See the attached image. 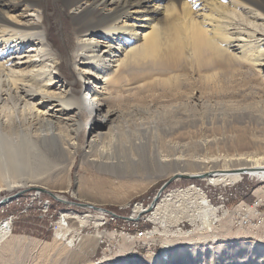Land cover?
<instances>
[{"label": "bare ground", "instance_id": "bare-ground-1", "mask_svg": "<svg viewBox=\"0 0 264 264\" xmlns=\"http://www.w3.org/2000/svg\"><path fill=\"white\" fill-rule=\"evenodd\" d=\"M257 76H264V0H0V192L48 193L52 162L67 160L69 172L78 156L109 174L138 175L143 188L169 174L212 184L245 173L264 178V138L216 132L239 120L223 111L225 98L254 93ZM240 77L245 84H232ZM151 156L158 166L146 170ZM180 199L196 205L170 217L210 225L216 208L196 185L152 205L150 218L166 224L163 205ZM145 211L137 204L133 216ZM63 217L78 230L92 216ZM11 235L10 223H1L0 264L11 261ZM240 247L251 255L236 264H264L263 243ZM192 252L167 244L134 264H191Z\"/></svg>", "mask_w": 264, "mask_h": 264}, {"label": "rangeland", "instance_id": "rangeland-1", "mask_svg": "<svg viewBox=\"0 0 264 264\" xmlns=\"http://www.w3.org/2000/svg\"><path fill=\"white\" fill-rule=\"evenodd\" d=\"M55 18H57L56 21L60 19L57 15ZM63 20L67 22L66 18ZM53 36L55 40L61 41V35L56 29H54ZM71 42L72 39L67 35V49L61 43L65 53L69 51ZM240 80L241 77L236 79L235 83L225 80L224 82L236 85L245 84ZM250 84L256 86L254 93L249 90L247 95L234 92L233 96L229 95L225 98L222 105L225 108L222 107L223 111L227 112L229 117L234 116L239 120L234 123L231 119L228 124H221L216 130L218 137L225 139L235 135V131H242L252 139L264 138V76L251 77ZM257 84H259L258 87ZM93 85H89L90 91ZM211 101L213 104L218 102L216 99ZM9 105L14 107L13 102ZM156 150H159V147ZM64 161L66 163L67 160H55L52 162L53 165H50L52 176L46 180L47 183L44 186L50 187L51 193L64 196L66 198L64 200L93 204L129 218L134 215L137 204H142L149 211L143 212L146 214L139 220V226L147 228L149 235L153 230L151 232L153 235L144 239L133 237L137 232L136 228L122 218L100 226V213L95 209L64 203L55 199L50 193L39 191V187L23 189L24 192H19L22 188L13 191L4 189L0 192V198L19 192L12 201L9 199L0 206V224L6 221L10 223L12 232L10 239L15 242L9 264H116L120 262L134 264L147 261L160 254L163 245L167 244L191 248L193 251L189 257L191 264H236L237 259L244 260L251 255L247 249L240 246H249L252 243L264 244V178L257 175L245 173L238 181L227 184L225 182L212 184L206 179L184 176L162 188L165 182L173 177L169 174L144 189L138 184L141 178L138 175L129 174L128 176L126 174L124 176L113 172L109 174L103 167L84 165L85 161L81 156L76 158L68 172ZM142 166L150 170L158 166V163L151 156L147 158V164ZM147 166H149L148 169ZM89 179L93 183L102 182L104 179L107 182L104 180L98 183L99 186H95ZM193 185L204 189L207 200L216 208L208 223L210 225L206 226L200 219L192 220V216L186 217L185 213H179V218L170 217L177 214V211L180 212L179 209L183 206L196 205V203L190 205L191 203H187L188 200L181 199L179 202L174 200L168 203L166 201L163 205L165 208L161 214L167 218L166 224H161L160 219L150 218L154 211L150 209L152 205L157 206L164 198H171L177 190ZM178 203L181 204L180 207ZM253 205L255 210L249 216L253 219V225L248 226L249 223L243 222L244 216L245 212L252 211L249 209ZM44 209L47 213L56 211L54 220L58 219V215L64 211L89 213L92 217L88 224L78 230H74L76 227L71 229L76 222L70 227L71 221L68 217L66 227L62 225V233L57 234L59 229L57 231L53 229L51 223L53 219L44 212ZM245 209L247 211H244ZM115 229L117 234L114 233ZM156 230L157 232H154ZM120 231H126L130 236ZM99 237L100 239L102 237L105 242L100 243ZM85 241H90L92 247L95 246L93 252H88L89 249L83 248Z\"/></svg>", "mask_w": 264, "mask_h": 264}, {"label": "built area", "instance_id": "built-area-1", "mask_svg": "<svg viewBox=\"0 0 264 264\" xmlns=\"http://www.w3.org/2000/svg\"><path fill=\"white\" fill-rule=\"evenodd\" d=\"M49 201V200H47ZM51 203V202H50ZM257 205L259 206V203H257ZM257 206V208H258ZM254 205L250 207L249 210H252V211H247V209H245L244 211H247L245 212L246 215L244 216V223H249L248 226H251L253 225V219H250L249 216H251V213L253 212L254 209ZM94 209V208H92ZM96 211H98L100 213V219H101V222H100V226H103V225H106V223H108L109 221H116L117 219H124L126 222H128L129 224L133 225L137 232L135 233V235L133 237L135 238H138V239H144V238H150L153 234L151 232H153V230L150 232V235H149V230L147 228H144V227H140V222L139 220L141 218H144V215L146 213H142L140 216L138 217H134L133 215L129 218V217H123V216H120L118 215L117 213H114V212H111V211H106V210H100V209H95ZM44 212L50 216L51 219L54 218L55 216V213L56 211H54V213H47L46 210L44 209ZM256 212H258V210H256ZM63 222V212L60 213V215H58V219L56 220H52V225H53V229L55 231H57L58 229L61 228V223ZM114 233L117 234V230L115 229L114 230ZM120 233H123L124 235H127V236H130L129 233H127L126 231H120ZM100 239V237H99ZM105 240L101 237L100 239V243H104Z\"/></svg>", "mask_w": 264, "mask_h": 264}, {"label": "water", "instance_id": "water-1", "mask_svg": "<svg viewBox=\"0 0 264 264\" xmlns=\"http://www.w3.org/2000/svg\"><path fill=\"white\" fill-rule=\"evenodd\" d=\"M181 177H184V175H174V176H173L172 178H170L167 182H165V184L163 185L162 188H164L165 186H167V185H168L170 182H172L173 180H175V179H177V178H181ZM48 193H50L51 196H53L55 199H58V200H60V201H62V202H64V203H68V204H72V205H82V206H84V207H89V208H94V209H100V210H106V209H104V208L97 207V206H95V205H93V204H81V203H77V202H74V201L62 200V199L58 198L57 194H55V193H51V192H48ZM18 194H19V193H18ZM18 194H14V195L10 196V197H9V198H10L9 201H12L15 197H17ZM1 204H3V200H1V202H0V206H1ZM106 211H108V210H106Z\"/></svg>", "mask_w": 264, "mask_h": 264}]
</instances>
